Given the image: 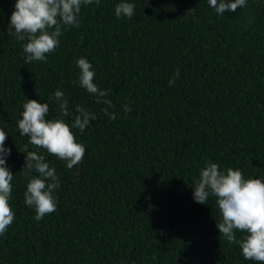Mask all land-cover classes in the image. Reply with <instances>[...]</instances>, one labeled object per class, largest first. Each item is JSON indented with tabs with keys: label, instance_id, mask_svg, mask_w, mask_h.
<instances>
[{
	"label": "trees",
	"instance_id": "16d2710c",
	"mask_svg": "<svg viewBox=\"0 0 264 264\" xmlns=\"http://www.w3.org/2000/svg\"><path fill=\"white\" fill-rule=\"evenodd\" d=\"M15 2L0 0V129L15 214L0 264H255L219 237L216 198L197 203L193 192L208 162L264 180V0L223 15L208 0H125L131 19L116 17L121 0H100L82 6L79 27L63 30L46 62L27 64L26 41L7 34ZM79 58L113 106L79 85ZM56 90L70 112L79 105L97 117L83 134L73 129L86 152L72 169L16 126L27 99L71 124L49 100ZM26 148L59 179L56 210L39 221L24 202L38 176L21 172Z\"/></svg>",
	"mask_w": 264,
	"mask_h": 264
},
{
	"label": "clouds",
	"instance_id": "9594fccd",
	"mask_svg": "<svg viewBox=\"0 0 264 264\" xmlns=\"http://www.w3.org/2000/svg\"><path fill=\"white\" fill-rule=\"evenodd\" d=\"M100 4V0H16L14 11L10 17L7 34L17 41H26L22 45L25 63L34 61L46 62L47 56L59 47V37L63 30L79 27V16L82 6ZM210 7L218 15L232 13L247 5V0H208ZM135 13L132 3L121 0L115 7L118 18L131 19ZM80 74L79 85L95 97V103L113 106L106 97L109 92L99 89L95 80L93 66L86 58L76 61ZM179 78L177 69L169 79V86ZM49 100L58 104L61 115L70 117L72 123L64 119H47L49 104L35 99H27L23 104L22 118L17 122L20 136L27 137L28 142L37 149L45 150L49 155L67 162L72 169L80 164L85 156L86 148L77 142L73 129L81 134L97 117L84 107L77 105L74 113L69 111L68 101L64 93L56 90ZM125 113L131 111L130 105H124ZM103 113L115 120V113L108 108ZM7 133L0 129V236L4 235L13 223L15 214L9 203L13 191L14 174L7 167L6 160L11 149L5 148ZM25 164L21 170L26 176L35 171L38 176H31L24 193L25 204L35 210V219H43L56 210L55 190L59 187L56 170L45 162L44 155L25 149ZM210 196L221 214L216 226L219 237L229 244H238L243 258L255 264H264V180L245 178L242 172L232 168L221 171L220 166L208 162L200 170L199 180L195 185L193 198L197 203L207 205ZM243 234L237 239L236 233Z\"/></svg>",
	"mask_w": 264,
	"mask_h": 264
}]
</instances>
